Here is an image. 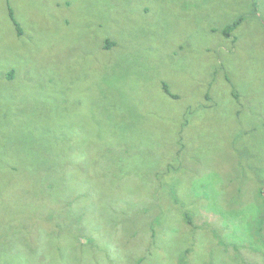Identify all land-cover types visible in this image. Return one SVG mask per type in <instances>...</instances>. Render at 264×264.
<instances>
[{
  "label": "rangeland",
  "instance_id": "obj_1",
  "mask_svg": "<svg viewBox=\"0 0 264 264\" xmlns=\"http://www.w3.org/2000/svg\"><path fill=\"white\" fill-rule=\"evenodd\" d=\"M263 167L264 0H0V264H264Z\"/></svg>",
  "mask_w": 264,
  "mask_h": 264
},
{
  "label": "trees",
  "instance_id": "obj_2",
  "mask_svg": "<svg viewBox=\"0 0 264 264\" xmlns=\"http://www.w3.org/2000/svg\"><path fill=\"white\" fill-rule=\"evenodd\" d=\"M11 14H12V20L14 21L15 25L18 26L19 28V21L17 20L16 16L14 15V12L11 10ZM241 23V19H239L238 21H236L234 24L228 26L226 32L228 35H231L233 30ZM107 44H106V48L110 49L113 46L112 41H110L109 38H107ZM15 75L14 70H11L9 72V74L7 75L9 78H13ZM54 165V164H53ZM59 170V169H58ZM58 170L54 171L53 173H51L50 176V182L54 185L55 182V175L58 173ZM52 171V170H51ZM155 173L154 175L150 176L149 175H138V179L135 180V184L131 185L132 188V195L130 198H127L129 200V202L126 200V198L120 197L117 195V193L119 194V192L122 193V191H120V185H119V189L117 191H115L114 189L111 192V196L110 198H108L107 201H104L103 203V207H112L111 209H106L104 211V213L106 211L109 210H114V209H122L124 211H129L131 212L132 210H135V214H141L140 218H139V227L141 228H146L148 230H152L153 231V222L157 220V225H161L163 219L165 218V207L166 205L163 204L162 202L165 201L166 199L169 201L170 199V203L174 204V195L175 192H173L172 190H168L166 189L162 184H161V177L163 176V174H161L159 171ZM46 173V170H41L40 175L44 177ZM46 177V176H45ZM260 180V186L258 188V195H256V204L257 206L261 205L262 207H264V167L262 168L261 171V178ZM41 181H45L48 183V187H50V183L47 181V177L44 178L43 180H38L37 183H41ZM143 185H145L146 187L149 188V190L147 192H145V190H142ZM134 191H137V193L141 194V196L139 198H141V200L144 199V202H142L141 204L136 202V198L134 197ZM44 192H47V188L44 187ZM148 199H150L151 201L148 202ZM135 200V201H134ZM134 201V202H133ZM67 203H69L67 201ZM134 207H136L135 209H133ZM154 208H158L159 212H158V217H154L155 215L153 214L154 212ZM163 217H160V216ZM170 217V215H169ZM171 218V217H170ZM192 217L188 218V222H192ZM263 223H264V215H263ZM174 227V222L172 224H170ZM256 230L260 231V234L262 237H264V226H257ZM155 232V231H154ZM89 244L92 245V239H89ZM263 241V240H262Z\"/></svg>",
  "mask_w": 264,
  "mask_h": 264
}]
</instances>
